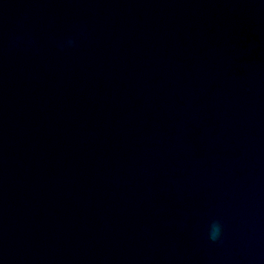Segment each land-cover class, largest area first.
<instances>
[{"label":"water","instance_id":"95a60500","mask_svg":"<svg viewBox=\"0 0 264 264\" xmlns=\"http://www.w3.org/2000/svg\"><path fill=\"white\" fill-rule=\"evenodd\" d=\"M0 264H264V0H0Z\"/></svg>","mask_w":264,"mask_h":264},{"label":"clouds","instance_id":"9594fccd","mask_svg":"<svg viewBox=\"0 0 264 264\" xmlns=\"http://www.w3.org/2000/svg\"><path fill=\"white\" fill-rule=\"evenodd\" d=\"M222 226L219 222H213L209 228L208 238L210 240H217L221 234Z\"/></svg>","mask_w":264,"mask_h":264}]
</instances>
